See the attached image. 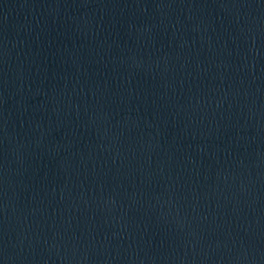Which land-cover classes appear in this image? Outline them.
Returning a JSON list of instances; mask_svg holds the SVG:
<instances>
[{"label": "water", "instance_id": "obj_1", "mask_svg": "<svg viewBox=\"0 0 264 264\" xmlns=\"http://www.w3.org/2000/svg\"><path fill=\"white\" fill-rule=\"evenodd\" d=\"M0 264H264V0H0Z\"/></svg>", "mask_w": 264, "mask_h": 264}]
</instances>
